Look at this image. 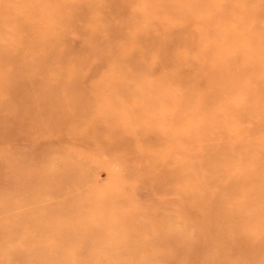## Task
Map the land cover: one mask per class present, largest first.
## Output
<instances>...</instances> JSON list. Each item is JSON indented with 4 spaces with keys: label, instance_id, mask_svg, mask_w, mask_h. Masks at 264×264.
<instances>
[{
    "label": "rangeland",
    "instance_id": "374dc122",
    "mask_svg": "<svg viewBox=\"0 0 264 264\" xmlns=\"http://www.w3.org/2000/svg\"><path fill=\"white\" fill-rule=\"evenodd\" d=\"M0 264H264V0H0Z\"/></svg>",
    "mask_w": 264,
    "mask_h": 264
},
{
    "label": "bare ground",
    "instance_id": "6f19581e",
    "mask_svg": "<svg viewBox=\"0 0 264 264\" xmlns=\"http://www.w3.org/2000/svg\"><path fill=\"white\" fill-rule=\"evenodd\" d=\"M58 100H59V99H58ZM50 120H51V119H50ZM209 163H210V162H209ZM210 178H211V177H210ZM221 204H222V203H221ZM239 204H240V206H243V207L245 206L244 203H241V202H240ZM220 208H221V207H220ZM212 250H213V249H212Z\"/></svg>",
    "mask_w": 264,
    "mask_h": 264
}]
</instances>
